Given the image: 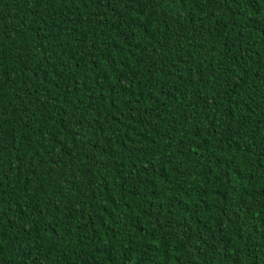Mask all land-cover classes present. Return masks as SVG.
I'll return each mask as SVG.
<instances>
[{"label": "trees", "instance_id": "obj_1", "mask_svg": "<svg viewBox=\"0 0 264 264\" xmlns=\"http://www.w3.org/2000/svg\"><path fill=\"white\" fill-rule=\"evenodd\" d=\"M0 264H264V0H0Z\"/></svg>", "mask_w": 264, "mask_h": 264}]
</instances>
